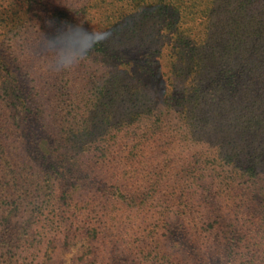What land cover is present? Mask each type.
I'll list each match as a JSON object with an SVG mask.
<instances>
[{
	"label": "trees",
	"instance_id": "16d2710c",
	"mask_svg": "<svg viewBox=\"0 0 264 264\" xmlns=\"http://www.w3.org/2000/svg\"><path fill=\"white\" fill-rule=\"evenodd\" d=\"M107 1L89 0L67 9L43 6L60 40H65L62 33L76 32L78 22L90 15L98 17L97 31L108 36L99 38L92 28L80 31L88 52L66 68L65 76L76 72L90 53L104 55L112 50L110 44L122 50L124 45L136 48V55L129 58L116 49L117 74L122 67L129 79L142 77L151 83L150 88L132 84L125 91L115 77L105 103L100 102V96L94 103L85 101L84 107L91 112L80 117L79 99H63L68 88L64 79L51 89L56 99L45 109L37 94L9 71L0 54V136L11 138L15 150L12 154L1 147L0 153L10 163L16 162L14 159L24 163L23 178L29 176L26 169L39 166L30 178L48 180L46 207L78 218L85 206L80 215L84 225H89L91 212L86 198L89 181L108 185L114 210L122 205L144 212L155 200L157 208H162L165 202L158 194L164 191L176 210L172 222L165 220L166 226L173 228L170 245H164L165 229L161 227V236L157 230L145 229L134 240L130 236L127 243L117 235L115 242L123 243V250L134 262L264 264V245L258 241L259 233L264 235V115L262 111L253 114L250 105L239 114L232 109L225 134L216 129L222 113H215L240 91L248 102L253 100L254 107L264 109V46L251 50L253 44L264 40V0H232L224 7L218 6L219 0L173 3L168 21L159 0H149L155 18H151L154 23L146 21L153 29L157 27L152 34L143 31V21L137 27L104 20ZM137 2L133 5L142 7ZM125 11L112 8L119 17ZM190 12L191 24L203 18L197 24L198 35L187 34L189 22L183 20ZM143 14L149 15L146 10ZM13 17L20 20L16 14ZM245 27L248 31L242 35ZM122 29L132 37H123ZM164 44L167 49L161 51L159 46ZM118 92L125 95L122 100ZM120 108L127 112L121 115ZM51 113L62 118L64 130L55 132L57 123L54 127L50 123ZM15 117L19 121L12 123ZM180 148L190 150V156L179 154L161 164L160 156ZM102 234L91 227L79 234L89 248L98 246L92 253L85 252L88 260L78 264H106L112 243H103Z\"/></svg>",
	"mask_w": 264,
	"mask_h": 264
},
{
	"label": "rangeland",
	"instance_id": "374dc122",
	"mask_svg": "<svg viewBox=\"0 0 264 264\" xmlns=\"http://www.w3.org/2000/svg\"><path fill=\"white\" fill-rule=\"evenodd\" d=\"M88 1L34 0L27 3L23 0H0V18H2L0 21V54L5 61L6 67L24 83L27 89L37 94L38 100L45 104V109L56 99L51 94V89L57 84H62L60 80L64 79L65 83H68V88L64 92L63 99H68L69 97L75 99L77 97L79 99L81 104L80 117H86L91 112L90 108L84 107L83 103L85 101L92 100V103H94L96 98L100 96V102L105 103L106 97L112 93L111 84L115 77H119L121 88L125 91L132 87V84L145 85L148 88L151 86V83H148L142 77L139 78L137 75L131 77L132 81H130L128 73L126 74L125 69L122 67H118L117 74V67H115L116 49L129 55L130 58L136 55V48L130 47L127 49L123 45L122 47L125 50H122L110 43L112 50L108 49L104 55L90 53V57L76 72H71V74L65 76L66 68L73 64L83 52H88L81 35L79 36L80 31L92 28L96 31V35L99 38L108 39V36L104 32L99 33L97 31L98 28L95 23H97L98 17L90 15L78 22L75 29L76 32L69 30L62 33L65 40H60V37L56 34L57 32L49 25L43 6L67 9L75 7L77 4H86ZM187 1L189 0H159V8L164 11L167 10L166 14L163 15L164 20L168 21L172 17V11L168 9L170 8L169 5H173V3L175 5H187ZM133 2L134 0H108L105 2L108 14L104 16V20L111 19L116 22L114 24L134 23L137 27L143 21L146 24L143 31L146 34H152L157 30V27L153 29V24L149 22H153L151 18H155L151 13L152 7L149 5V0H138L137 4H141L142 7L133 5ZM231 2L232 0H219L218 6L224 7ZM147 6L149 7L146 8ZM121 7L126 10L125 14L122 17L114 15L112 8ZM145 10L149 15L143 14ZM253 10L255 11L256 7H253ZM14 14L18 15L20 20H12L14 19ZM226 15L227 12L225 13ZM141 17L143 20L140 19ZM183 21L189 22L187 24L189 27L187 34L190 36L191 34L198 35L197 31L200 27H197V24L203 21L202 17L197 18L191 24L190 12ZM242 23L243 26H246L244 22ZM247 31L245 27L241 34L246 35ZM161 32L164 34L163 30ZM74 33L76 34L74 35ZM121 33L123 37H132L123 29ZM67 44L71 47L67 48ZM263 46L264 40H260L259 43L251 46V50ZM159 47L161 51H166L167 49L166 44ZM253 90L254 88L251 89L252 93ZM148 91L153 93V89ZM241 94L242 91L238 93L235 99H227L215 112L222 113L216 126V129H221L222 133L226 134V132H229L228 124L231 121L229 118L232 109L235 110L236 114H239L245 106L250 105V111L253 114H259L262 111L264 115V109L254 107L252 105L253 100L248 102V99L241 97ZM117 96L120 100L125 97L123 93L119 92ZM149 96L153 97V95ZM118 111H120L121 115L127 112L125 108H120ZM67 116L65 114L64 119ZM50 117V123L53 124V127L54 123H57L55 125L56 133L64 130L63 120L58 114L54 113L53 115L51 113ZM17 121H19V118L15 117L12 123ZM1 125L2 121L0 119ZM16 126L17 124L14 125V128ZM11 143V138L4 139L0 136V150L1 147H4L9 149L8 151L11 150V153L14 154L15 150H12ZM21 153H24V149ZM190 153V150L180 148L174 152H167L164 156H160L159 160L162 165H166V162L173 157L181 154L183 158H188ZM16 155L19 154L16 153ZM14 161L16 162L10 163L0 153V264H78L80 260H88L85 252L90 251L92 253L98 246L93 244L89 248L84 236L79 235L86 232L88 227L103 232L100 235L103 243H112V253L106 264H139L138 261L134 262L135 259L123 250L122 242H115L117 235L121 239L125 238L127 243L130 241V236L133 235L134 240L145 229L157 230L159 231V233L157 232L158 235L161 236L163 235L160 230L161 227L165 229V236L162 237L163 243L167 246L170 245L173 228L166 226L167 222L165 220L172 222L176 210L171 206L173 203L169 199L171 197H167L164 191H160L158 194L163 196L162 201L165 202L163 207L161 204L162 208H157L159 204L155 200L144 212L131 209L130 207H123L122 205L119 206L120 209L114 210L110 208L108 185L104 182L93 184L89 181L88 190L90 192L86 198H88L87 202L91 204L89 207L91 212L90 218L87 219L89 225H84L85 220L81 219L80 215L84 211L85 206H83V211L77 216L78 218L75 217V214L72 217L62 212L50 211L46 207L48 199L46 193L49 188L48 180L43 177L39 180H36L34 176L30 178L31 173L37 171L40 167H32L31 171L26 169L29 176L23 178L25 174L24 163L21 164L22 162H17L15 159ZM231 170L232 166L227 168V172ZM237 175H240V172L237 171ZM60 184L63 185V183ZM63 186L64 188L66 187L65 185ZM110 225H112L111 229L109 228ZM84 226H86L85 229L83 228ZM259 234L258 241H262L264 245L263 231ZM261 258H264V255Z\"/></svg>",
	"mask_w": 264,
	"mask_h": 264
}]
</instances>
